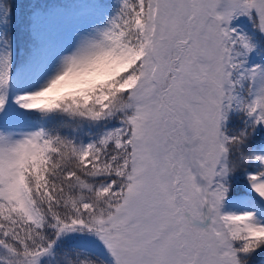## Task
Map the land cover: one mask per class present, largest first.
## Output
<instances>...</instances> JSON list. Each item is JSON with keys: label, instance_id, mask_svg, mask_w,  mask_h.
<instances>
[{"label": "snow or ice", "instance_id": "6c2138e0", "mask_svg": "<svg viewBox=\"0 0 264 264\" xmlns=\"http://www.w3.org/2000/svg\"><path fill=\"white\" fill-rule=\"evenodd\" d=\"M0 0V264H264V0Z\"/></svg>", "mask_w": 264, "mask_h": 264}, {"label": "rangeland", "instance_id": "374dc122", "mask_svg": "<svg viewBox=\"0 0 264 264\" xmlns=\"http://www.w3.org/2000/svg\"><path fill=\"white\" fill-rule=\"evenodd\" d=\"M18 5L21 6L18 8V11H24L26 10V7L28 4L32 3L33 0H17Z\"/></svg>", "mask_w": 264, "mask_h": 264}]
</instances>
